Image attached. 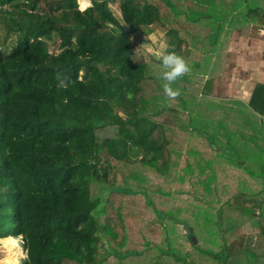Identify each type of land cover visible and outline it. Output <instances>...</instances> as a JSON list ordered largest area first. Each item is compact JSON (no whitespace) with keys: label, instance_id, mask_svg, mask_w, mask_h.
I'll use <instances>...</instances> for the list:
<instances>
[{"label":"trees","instance_id":"obj_1","mask_svg":"<svg viewBox=\"0 0 264 264\" xmlns=\"http://www.w3.org/2000/svg\"><path fill=\"white\" fill-rule=\"evenodd\" d=\"M90 2L80 1L82 11L77 0H0L2 22L14 35L7 51L0 46V239H20L25 256L16 264L122 258L131 240L123 203L135 195L125 189L143 182L145 189L148 177L169 172L185 179L181 168L188 167L197 180L196 166L180 161L171 140L182 127L180 115L193 128L196 96L211 90L212 76L203 81L207 57L233 29L264 31V0ZM152 34L164 43L162 52L167 46L191 68L172 85L182 93L175 100L164 97L158 56L132 40ZM54 38L57 51L49 49ZM58 71L72 81L67 89L56 86ZM249 104L264 110V84L254 86ZM232 199L239 219L217 251L201 253L211 264H243L242 254L250 255L247 264H264V250L244 248L242 229L250 221L264 236V191Z\"/></svg>","mask_w":264,"mask_h":264},{"label":"crops","instance_id":"obj_2","mask_svg":"<svg viewBox=\"0 0 264 264\" xmlns=\"http://www.w3.org/2000/svg\"><path fill=\"white\" fill-rule=\"evenodd\" d=\"M222 37L221 40L226 36ZM207 58L208 64L205 65V70L203 68V81L212 76L211 90L207 94L199 93L196 96L197 104L191 113L195 117V123L211 136L217 149H213L211 145L197 146L192 139L198 138L196 134H200V130L196 132L193 128L187 127L183 115H180L182 127L178 129L173 148L181 154L180 161L187 160L191 167L196 166V175L200 182L212 183L211 187L217 198L234 197L240 192L251 194L252 191L247 186L232 190L231 184L235 180L230 173L242 167H257L260 170L259 172L256 168L258 176L262 179L260 183L264 182V110L258 112L249 104L254 86L264 84V31L256 26H251L243 34L238 29H233L227 44L219 45L211 57ZM227 143L230 145L228 148L240 159L235 165L229 162L223 151ZM182 162L180 165L184 167ZM187 169L181 168V172L187 176L185 181L189 182L192 172ZM260 188L262 191V187ZM221 203L218 200L217 205ZM223 205L227 209H232L226 203ZM246 223L242 225L245 231L244 248L255 254L262 253L264 236L259 235L258 227L250 221ZM252 231L258 232V235H252ZM179 246L182 247L180 250L182 258L186 260L187 239L180 242ZM174 255L172 258L171 255H161L157 252L150 264H182L176 252ZM247 256L245 254L240 256L243 264L249 261Z\"/></svg>","mask_w":264,"mask_h":264},{"label":"rangeland","instance_id":"obj_3","mask_svg":"<svg viewBox=\"0 0 264 264\" xmlns=\"http://www.w3.org/2000/svg\"><path fill=\"white\" fill-rule=\"evenodd\" d=\"M77 1L79 8L83 9L80 6L81 0ZM110 6L113 14L116 17H120L116 4L110 3ZM13 40L14 35L11 32H7L2 22V12L0 11V46L6 48L3 50L7 51ZM132 40L136 44V48H145L156 57L162 52L164 47L162 40L153 34L149 37L135 35L132 37ZM49 49L53 51L58 50L56 38L53 39V42H49ZM192 127L196 132L200 130V134L194 133L198 135V138L192 139V141L199 147L201 145H210L208 140L211 136L208 133L206 134L205 129L202 130L195 121L192 123ZM172 141L176 142V140ZM211 146L213 149H217L215 143H212ZM229 146V143H227L223 151L227 155L229 162L235 165L240 159L233 150L228 148ZM250 167H242L238 168L237 171L235 169L231 171V177L235 180L231 184L233 185L231 186L232 190L247 186L252 192L261 191L260 187L264 191V182L261 184L260 181L262 179L258 176L260 172L259 168ZM166 174L162 178L148 177V183H145L150 184L145 189L143 187V185L145 186L144 182L140 187L132 189L128 187L125 189H128L127 192L131 191V194H135L131 198H125L123 203L124 216L125 218L127 216L130 218L127 236H130L131 242L128 241L124 244L123 248L127 251L124 252L122 258L108 256L103 264H150V262H153L152 258L157 252L161 255L166 254L169 256L171 253L176 252L179 260L184 261L180 251L182 247L179 244L185 239H187L188 246L186 261L190 262V264L191 260H193L192 264H211V260L203 256L201 251H217L221 247V235H225L227 228L231 226L230 222L234 218H237L234 220L239 219L240 214H236L237 210L235 208H228L229 210H227L223 205L224 203L233 204L234 199L229 196L217 198V194L212 187L208 191L205 187L207 184L201 183L196 173L193 177H196L197 180H190L189 182L182 178L173 180L175 176L179 177L178 173L174 174L175 176L173 177L170 175V172ZM248 178H252V180H248ZM211 184L210 186H212ZM155 186H159L161 189L160 193L154 191ZM149 200L155 202L153 203L155 205H145ZM218 200L222 202L220 205H217ZM234 212L235 214L232 215ZM219 217H221V221L218 220ZM244 224L247 223L245 222ZM150 227L152 229H149ZM237 228L239 229V226ZM247 228L250 230L249 227ZM152 230L154 231L152 232ZM190 230L192 232L190 238L195 239L196 247L190 244L186 236V231L190 232ZM252 235L257 236L258 232H253ZM24 256L25 251L19 238L5 237L0 239V264H16ZM247 257L251 258L250 255Z\"/></svg>","mask_w":264,"mask_h":264},{"label":"clouds","instance_id":"obj_4","mask_svg":"<svg viewBox=\"0 0 264 264\" xmlns=\"http://www.w3.org/2000/svg\"><path fill=\"white\" fill-rule=\"evenodd\" d=\"M89 6H91L90 0H88ZM83 11V9H81ZM158 60L160 63V72L158 79L164 83L162 85V91L166 100H175L181 96L179 88H173L172 85L183 76L191 72V68L187 61L174 51H168L167 46L165 50L158 54ZM83 74L78 76L80 82H83ZM55 79L57 81L56 86L61 89H67L72 82L69 77L63 75L59 71L56 73Z\"/></svg>","mask_w":264,"mask_h":264},{"label":"water","instance_id":"obj_5","mask_svg":"<svg viewBox=\"0 0 264 264\" xmlns=\"http://www.w3.org/2000/svg\"><path fill=\"white\" fill-rule=\"evenodd\" d=\"M192 239H193V241L195 242L194 238H192Z\"/></svg>","mask_w":264,"mask_h":264}]
</instances>
